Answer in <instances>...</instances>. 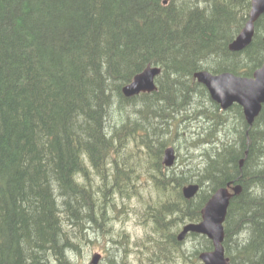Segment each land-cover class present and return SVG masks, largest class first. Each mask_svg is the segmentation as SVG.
Returning a JSON list of instances; mask_svg holds the SVG:
<instances>
[{
	"label": "trees",
	"instance_id": "1",
	"mask_svg": "<svg viewBox=\"0 0 264 264\" xmlns=\"http://www.w3.org/2000/svg\"><path fill=\"white\" fill-rule=\"evenodd\" d=\"M252 2L0 0V264H73L93 230L121 244L127 234L110 229L121 208L155 235L130 242L138 256L172 244L187 259L178 233L230 182L243 190L226 217V256L264 264V106L249 125L242 106L222 109L194 77L253 76L264 64V14L252 43L230 49ZM149 64L162 67L158 90L126 97ZM170 145L178 158L189 150L173 167ZM192 182L201 189L188 200ZM149 184L156 196L143 194ZM187 238L195 259L213 249L206 235Z\"/></svg>",
	"mask_w": 264,
	"mask_h": 264
},
{
	"label": "water",
	"instance_id": "2",
	"mask_svg": "<svg viewBox=\"0 0 264 264\" xmlns=\"http://www.w3.org/2000/svg\"><path fill=\"white\" fill-rule=\"evenodd\" d=\"M264 14V0H253L250 16L243 30L230 44L232 51H242L253 41L255 24ZM162 73V67L149 64L143 71L136 74L133 80L123 87L126 97H134L142 93H152L158 90L156 78ZM199 83L207 87L212 99L222 109L227 110L235 103L243 107L246 121L253 125L264 106V64L258 68L253 76L237 75L232 72L213 73L209 70H199L194 74ZM178 159L175 146L165 149L163 164L173 167ZM244 159L240 165H243ZM199 183L192 182L182 187L186 199H192L200 192ZM243 190L241 184L234 182L219 187L202 208V220L186 223L178 240L183 241L189 233L206 235L213 242V249L202 251L200 258L204 264H231L226 256L225 221L231 200ZM102 253L93 254L88 264H100Z\"/></svg>",
	"mask_w": 264,
	"mask_h": 264
},
{
	"label": "rangeland",
	"instance_id": "3",
	"mask_svg": "<svg viewBox=\"0 0 264 264\" xmlns=\"http://www.w3.org/2000/svg\"><path fill=\"white\" fill-rule=\"evenodd\" d=\"M175 146V145H173ZM176 148V147H175ZM189 150L187 147L180 149L179 160L182 156H188ZM179 160L177 162L179 163ZM176 162V163H177ZM176 165V164H175ZM151 182L150 179H145L144 183ZM143 194L148 196H156V192L153 189L152 185H146L142 187ZM139 199L128 200L125 202V205L136 206L137 204H141ZM123 202L120 201V204ZM124 205V206H125ZM118 217L114 219V221L110 225V229L113 231L112 236L115 239H119V235L127 234L123 238V243L118 244L113 241V238L109 237V235H102L100 232L91 231L88 235L90 237V241L82 244L81 251L79 253H73L70 255V261L73 264H88L95 253H102V260L100 264H110V260L116 261V264H141L140 263V256H144L147 254H151L150 257H155L156 253L153 255L152 251H147L146 249L141 252L140 256L135 253L134 249L129 248L130 242H132L135 248H140L142 246L141 238L155 236L152 232L149 231L150 234L145 232V227L139 224V220L137 215L134 212H131V216L127 214L124 210H119ZM109 229V230H110ZM180 233V232H179ZM178 233V234H179ZM125 239H129V241H125ZM184 244V251L188 254V257L180 258L179 257V264H201L198 260L194 257V251L192 248L193 246V239L186 238L183 240ZM150 245V243H148ZM116 245H120L116 248ZM107 249H110L111 252H108ZM117 250V251H116ZM158 250V249H156ZM124 251L127 252V255H123ZM136 251H139L137 249ZM121 254L123 256H121ZM179 256V252H178ZM115 258V259H114ZM192 260L194 261L192 263Z\"/></svg>",
	"mask_w": 264,
	"mask_h": 264
},
{
	"label": "flooded vegetation",
	"instance_id": "4",
	"mask_svg": "<svg viewBox=\"0 0 264 264\" xmlns=\"http://www.w3.org/2000/svg\"><path fill=\"white\" fill-rule=\"evenodd\" d=\"M183 226H182V228H183ZM155 253H156L155 257H150L151 254L140 256L139 257L140 263L141 264H179V256H178L177 249H171V250H169V249L159 250L158 249V250H155ZM198 257H199V259H196V260H198L201 264H204L200 258V254ZM193 262L194 261L192 260V263Z\"/></svg>",
	"mask_w": 264,
	"mask_h": 264
},
{
	"label": "bare ground",
	"instance_id": "5",
	"mask_svg": "<svg viewBox=\"0 0 264 264\" xmlns=\"http://www.w3.org/2000/svg\"><path fill=\"white\" fill-rule=\"evenodd\" d=\"M240 31V30H239ZM252 51V50H251ZM251 60V59H250ZM255 66V65H254ZM253 67V66H252ZM257 70V69H256ZM199 71V70H198ZM84 73V72H83ZM164 73V72H163ZM244 76V75H243ZM157 80V79H156ZM72 83V82H71ZM183 94V93H182ZM209 95H210V93H209ZM130 98V97H129ZM186 101V100H185ZM123 103V102H122ZM214 103V102H213ZM149 107V106H148ZM167 107H169V105L167 106ZM136 111V110H135ZM174 111V110H173ZM200 111V110H199ZM141 112V111H140ZM219 115V114H218ZM167 117V116H166ZM206 117V116H205ZM208 118V117H207ZM108 120V119H107ZM236 126V125H235ZM185 136V135H184ZM171 140V139H170ZM238 140V139H237ZM169 141V140H168ZM199 150V149H198ZM231 153V152H230ZM245 177V176H244ZM249 191V190H248ZM260 200V199H259ZM94 224V223H93ZM174 245V244H173ZM117 246V245H116ZM172 248L174 247V246H172V244L170 245ZM177 246V245H176ZM117 248V247H116ZM171 248V249H172ZM117 251V250H116ZM202 252V251H201ZM186 264H189V263H186Z\"/></svg>",
	"mask_w": 264,
	"mask_h": 264
}]
</instances>
